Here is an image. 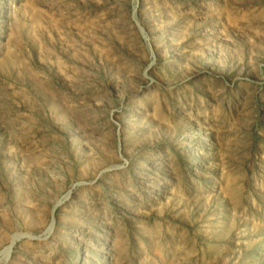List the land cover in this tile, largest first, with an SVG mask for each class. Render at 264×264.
<instances>
[{"label":"rangeland","instance_id":"obj_1","mask_svg":"<svg viewBox=\"0 0 264 264\" xmlns=\"http://www.w3.org/2000/svg\"><path fill=\"white\" fill-rule=\"evenodd\" d=\"M0 264H264V0H0Z\"/></svg>","mask_w":264,"mask_h":264},{"label":"bare ground","instance_id":"obj_2","mask_svg":"<svg viewBox=\"0 0 264 264\" xmlns=\"http://www.w3.org/2000/svg\"><path fill=\"white\" fill-rule=\"evenodd\" d=\"M12 243V242H11ZM9 254V253H8Z\"/></svg>","mask_w":264,"mask_h":264}]
</instances>
